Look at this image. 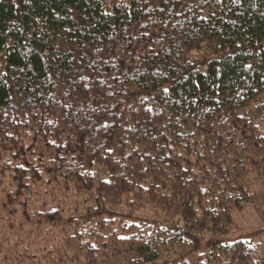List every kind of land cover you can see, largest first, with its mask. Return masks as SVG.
I'll return each instance as SVG.
<instances>
[{
    "label": "trees",
    "instance_id": "1",
    "mask_svg": "<svg viewBox=\"0 0 264 264\" xmlns=\"http://www.w3.org/2000/svg\"><path fill=\"white\" fill-rule=\"evenodd\" d=\"M264 0H0V264H264Z\"/></svg>",
    "mask_w": 264,
    "mask_h": 264
},
{
    "label": "rangeland",
    "instance_id": "2",
    "mask_svg": "<svg viewBox=\"0 0 264 264\" xmlns=\"http://www.w3.org/2000/svg\"><path fill=\"white\" fill-rule=\"evenodd\" d=\"M255 201L256 204L264 208V180L255 181ZM233 218L235 224L230 234L221 238L225 242H235L238 240H249L259 234L264 233V224L261 222L254 209L248 207L243 212L234 211ZM135 254H127L119 258L101 259L98 264H129Z\"/></svg>",
    "mask_w": 264,
    "mask_h": 264
}]
</instances>
